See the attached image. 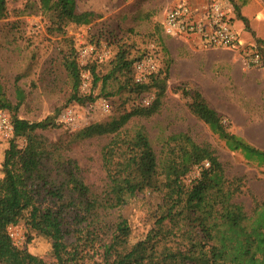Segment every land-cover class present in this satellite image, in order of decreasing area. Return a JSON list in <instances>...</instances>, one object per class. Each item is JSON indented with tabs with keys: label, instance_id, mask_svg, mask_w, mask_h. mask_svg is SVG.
<instances>
[{
	"label": "rangeland",
	"instance_id": "obj_1",
	"mask_svg": "<svg viewBox=\"0 0 264 264\" xmlns=\"http://www.w3.org/2000/svg\"><path fill=\"white\" fill-rule=\"evenodd\" d=\"M176 1L75 0L78 13L91 11L96 17L88 25L60 28L50 12L40 9L39 0H6V15L0 19V85L12 105L18 104V93L23 97L18 118L28 122L54 118L55 128L34 134L55 156L75 160L82 181L92 193L99 194L107 182L100 155L111 136L82 139L78 133L154 98L153 92L141 96L131 92L132 72L126 70L115 72L103 83L112 72L117 53L126 49L128 59H150L156 72L168 68L166 92L158 111L148 118H131L125 128L144 129L157 156L169 135L178 132L188 133L197 144H210L225 177L242 180L241 193L234 199L237 207L226 211L223 225L211 231L219 250L211 264H264V255L255 246L257 237L264 235V210L251 211L255 204L252 196L264 202V163L247 160L239 151L230 152L224 141L189 112V100L179 90L184 84L200 89L233 133L264 151V64L247 67L237 51L209 49L165 36L162 21ZM188 1L199 5L209 0ZM226 1L232 6L233 28L241 43L264 52V0ZM235 9L247 23L237 17ZM64 57L76 60L83 68L79 90L92 94L96 98L93 102H67L71 85ZM86 65H94L98 78L95 87L91 73L84 69ZM68 112L70 123L64 118ZM7 147L8 141L0 137V178ZM198 175L199 169L194 168L187 181ZM159 204V195L145 190L130 198L122 209L113 210L110 217L129 226L136 241L153 226ZM240 206L246 218L238 211ZM14 228L13 241L18 247L54 264L47 238L23 223Z\"/></svg>",
	"mask_w": 264,
	"mask_h": 264
},
{
	"label": "trees",
	"instance_id": "obj_2",
	"mask_svg": "<svg viewBox=\"0 0 264 264\" xmlns=\"http://www.w3.org/2000/svg\"><path fill=\"white\" fill-rule=\"evenodd\" d=\"M39 5L57 19L60 28L88 25L96 17L91 11L78 13L75 0H39ZM235 11L247 23L239 10ZM5 15L6 0H0V19ZM259 52L264 64V52ZM127 54L126 49L119 50L103 83L115 72L126 70L132 72L130 91L138 96L153 92L154 98L147 105H137L118 118L91 124L78 133L82 139L111 136L100 155L107 182L99 194L92 193L82 181L75 160L55 156L34 134L55 128L54 118L38 122L18 118L23 97L18 93V104L12 105L0 85V110L9 114L13 125L0 178V264H48L18 247L9 236L8 228L19 223L50 241L54 264H211L217 258L219 250L211 231L223 225L226 211L237 207L234 199L241 193L242 180H228L216 150L208 143L197 144L186 132L169 135L157 156L144 129L125 128L131 118H148L158 111L168 76L166 68L136 83V59H128ZM63 66L71 85L67 102H93L96 98L92 94L79 90L83 68L69 57L63 58ZM84 69L91 73L95 87L94 65ZM179 90L189 100V112L224 141L230 152L239 151L247 160L264 163V151L233 133L200 89L184 84ZM194 168L199 169L198 177L187 181ZM145 190L159 195V214L147 233L134 241L130 227L110 215ZM252 200L253 214L259 208L264 210V202L253 196ZM238 211L247 217L241 206ZM257 238L255 246L264 255V235Z\"/></svg>",
	"mask_w": 264,
	"mask_h": 264
},
{
	"label": "built area",
	"instance_id": "obj_3",
	"mask_svg": "<svg viewBox=\"0 0 264 264\" xmlns=\"http://www.w3.org/2000/svg\"><path fill=\"white\" fill-rule=\"evenodd\" d=\"M165 36L216 50L237 51L243 56L247 67L263 65L261 53L253 45L242 44L233 28L232 6L226 0H209L194 5L188 0H177L166 12L162 21ZM156 72L150 59L136 61L133 66V79L143 83ZM144 103L149 104V100ZM65 122H72L70 113L64 115ZM13 136V125L9 114L0 110V137L9 141ZM208 166V164H205ZM9 236L14 240L15 228H8Z\"/></svg>",
	"mask_w": 264,
	"mask_h": 264
},
{
	"label": "crops",
	"instance_id": "obj_4",
	"mask_svg": "<svg viewBox=\"0 0 264 264\" xmlns=\"http://www.w3.org/2000/svg\"><path fill=\"white\" fill-rule=\"evenodd\" d=\"M203 93V92H202ZM204 94V93H203ZM205 97V96H204ZM206 98V97H205ZM208 101V100H207ZM218 112V111H217Z\"/></svg>",
	"mask_w": 264,
	"mask_h": 264
}]
</instances>
